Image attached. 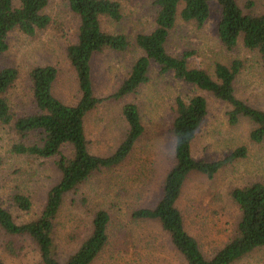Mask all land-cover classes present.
Masks as SVG:
<instances>
[{
	"label": "rangeland",
	"instance_id": "rangeland-1",
	"mask_svg": "<svg viewBox=\"0 0 264 264\" xmlns=\"http://www.w3.org/2000/svg\"><path fill=\"white\" fill-rule=\"evenodd\" d=\"M43 14L50 18L46 29L27 36L14 30L8 35V49L0 56V69L15 68L18 76L4 95L11 113L28 116L35 111L29 73L36 67L52 66L57 71L52 94L65 105L79 99L77 79L66 48L76 42L78 18L66 0H47ZM120 2L121 19L114 23L101 19V28L108 33L125 35L131 47L125 53L106 52L94 55L91 77L94 94L105 98L113 94L126 78L133 62L142 52L133 45L135 35L148 34L154 27V0H112ZM243 13L264 12V0H236ZM219 19L215 4L205 25L197 29L192 23L177 18L169 34L166 51L174 57L192 53L189 66L213 75L217 63L229 65L233 60L243 63L235 82L236 97L255 109L264 110V69L255 53L245 50L241 41L227 51L216 34ZM203 96L208 113L191 146L196 160H220L234 149L244 146V159L222 168L213 178L192 173L186 179L177 202L187 232L195 238L203 256L210 258L234 235L239 210L231 201L235 188L259 182L264 185V140L249 141L252 123L241 118L235 126L227 123L229 107L209 93L198 90L174 77L161 75L151 65L148 83L120 100L100 104L84 119L88 151L96 156L110 155L122 141L127 125L121 107L134 104L139 112L144 133L135 143L129 157L110 170L95 172L77 191L68 194L55 218L52 239L54 253L61 262L73 254L89 235L93 213L105 210L110 217L108 241L92 264H186L170 244L168 236L154 221H137L131 212L152 208L159 199L162 180L173 164V139L170 134L177 98ZM33 135L23 140L33 144ZM11 126L0 124V204L17 224L35 220L42 212L48 191L58 183L60 174L55 158L37 159L17 155L12 148L20 143ZM70 148L63 153L69 155ZM15 194L26 196L32 206L21 212L11 202ZM82 200H85L82 202ZM12 242L22 250L11 256L5 244ZM0 260L4 264H41L36 246L26 237L8 236L0 231ZM232 264H264V247L258 248Z\"/></svg>",
	"mask_w": 264,
	"mask_h": 264
},
{
	"label": "trees",
	"instance_id": "trees-1",
	"mask_svg": "<svg viewBox=\"0 0 264 264\" xmlns=\"http://www.w3.org/2000/svg\"><path fill=\"white\" fill-rule=\"evenodd\" d=\"M66 1L79 21L76 42L66 48L67 59L77 79L78 101L69 106L55 98L52 85L57 76L56 69L52 66L36 67L29 73L35 111L28 116L16 117L4 95L16 81L18 73L15 68L0 69V124L11 126L21 141L13 146V153L37 159L55 158L54 165L60 174L58 183L48 191L42 212L35 220L17 224L0 204V231L8 236L28 238L38 249L41 264H92L107 244L109 214L100 208L93 213L89 235L64 262L59 261L54 253L52 234L55 218L63 199L77 191L92 174L114 169L129 157L144 133V127L137 107L132 103L123 105L120 114L127 130L122 141L110 155L96 156L87 148L85 117L102 103L135 93L141 85L148 83L151 65H155L159 74L172 73L176 79L226 104L229 107L226 112L228 125L235 126L241 118L247 119L253 125L249 141L260 144L264 140V110L255 109L236 97L235 82L243 63L239 60H233L229 65L217 63L211 76L205 70L189 66L192 53L174 57L168 54L165 46L177 18L200 29L209 19L211 6L215 4L219 15L216 34L223 48L232 51L240 40L245 50L258 56L264 69V12L245 14L236 0H154V29L148 34L135 35L133 40V45L142 55L133 62L126 78L113 94L98 98L94 94L91 77L93 56L106 52L125 53L132 45L125 35L108 33L101 28L102 18L114 23L120 21V2ZM47 4V0H0V56L8 49L7 39L12 31L33 36L47 28L50 18L43 14ZM207 109V101L200 95L187 101L175 100V117L170 128L173 164L162 180L155 205L133 210L131 218L158 223L186 264H232L264 247V185L255 182L231 191L229 196L239 210V221L234 235L209 259L203 256L197 241L187 232L177 208L190 174L198 173L211 179L222 168L244 159L247 154L246 148L241 146L220 160L207 162L193 158L191 146L207 116ZM30 135H34L36 140L33 144H25L23 140ZM64 147L70 148L69 155L63 153ZM11 202L21 212H28L32 206L30 199L20 194L13 195ZM4 248L11 256H18L22 250L12 242L6 243ZM0 264L4 263L0 260Z\"/></svg>",
	"mask_w": 264,
	"mask_h": 264
}]
</instances>
